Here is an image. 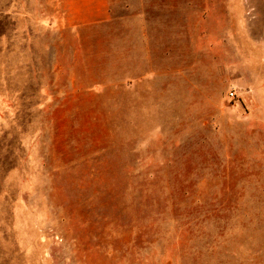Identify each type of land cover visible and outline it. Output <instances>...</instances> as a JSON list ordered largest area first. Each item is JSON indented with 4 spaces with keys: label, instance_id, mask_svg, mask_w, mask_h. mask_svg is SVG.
<instances>
[{
    "label": "rangeland",
    "instance_id": "1",
    "mask_svg": "<svg viewBox=\"0 0 264 264\" xmlns=\"http://www.w3.org/2000/svg\"><path fill=\"white\" fill-rule=\"evenodd\" d=\"M153 4L0 0V264H264V0Z\"/></svg>",
    "mask_w": 264,
    "mask_h": 264
},
{
    "label": "crops",
    "instance_id": "2",
    "mask_svg": "<svg viewBox=\"0 0 264 264\" xmlns=\"http://www.w3.org/2000/svg\"><path fill=\"white\" fill-rule=\"evenodd\" d=\"M153 1L57 0L66 9L67 17L72 20L68 22L71 25H134L139 28L140 41L152 40L148 26L156 23L153 17L159 11ZM160 10H168L167 5Z\"/></svg>",
    "mask_w": 264,
    "mask_h": 264
},
{
    "label": "built area",
    "instance_id": "3",
    "mask_svg": "<svg viewBox=\"0 0 264 264\" xmlns=\"http://www.w3.org/2000/svg\"><path fill=\"white\" fill-rule=\"evenodd\" d=\"M232 97H234V95H235V93L234 92H231V94H230Z\"/></svg>",
    "mask_w": 264,
    "mask_h": 264
}]
</instances>
